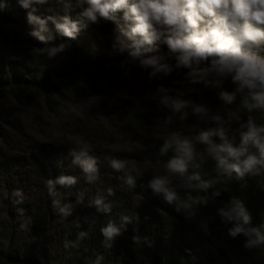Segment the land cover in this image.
I'll use <instances>...</instances> for the list:
<instances>
[{"label": "trees", "instance_id": "1", "mask_svg": "<svg viewBox=\"0 0 264 264\" xmlns=\"http://www.w3.org/2000/svg\"><path fill=\"white\" fill-rule=\"evenodd\" d=\"M79 9L66 15L77 24L73 37L63 35L56 27L65 23L60 14L56 13L41 29L42 26H31L35 18L29 22L30 14L25 19L21 15L19 25L17 16L14 20L4 8L0 9V21L6 18L19 27L28 25L27 30L0 29V40L30 49V58L25 61L17 59L8 63L0 56V90L35 86L46 89L53 81L66 79L74 67L83 74H91L93 82L110 85L113 64L129 67L139 60L130 57L127 49L121 51L116 39L120 36L126 44H132L122 34L127 30L122 11L113 14L114 20H108L114 30H110L112 40L107 42L96 40L94 31L87 30L88 18L81 15L82 7ZM15 11L18 15L19 10ZM56 12H61L60 8ZM53 49L60 50L49 56ZM160 51L166 52V46L160 45ZM69 57L74 60L66 68H45L39 64L47 58L54 63ZM136 118L138 130L153 121L149 115L136 114ZM13 123L10 125L16 129ZM245 132L247 128L235 121L205 124L182 132L176 137L186 142L187 154L171 141L161 152L165 140L144 144L141 151L95 149L91 152L63 148L42 152V162L35 164L39 195L33 199L31 191L22 190L19 195L26 193V197L20 196L19 202L8 200L4 212L7 218L0 217V264H243L244 258H247L245 264H264V244L246 246L254 236L243 233L231 236L229 229L236 222L222 219L218 212L235 199L250 216L245 227L259 228L264 224V166L257 164L258 171L250 170L238 176L219 166L216 153L209 150L223 143L239 148L241 134ZM201 133H212L211 144L199 139ZM79 134L86 136L87 132ZM246 147L245 155L228 157V162L238 163L247 155L259 157L251 143ZM82 151L86 155H81ZM87 158L95 160V164L93 169L85 171L81 162ZM175 158L184 161L183 173L167 169V163ZM113 159L133 163L136 170L116 171L110 167ZM127 176L133 178L132 185L126 183ZM60 177L73 178L74 183H55ZM157 177L167 180L177 200L169 203L162 193L149 187V181ZM200 183L208 187L202 189L198 187ZM95 199L108 204V211L97 210ZM185 203L189 206L184 207ZM109 224L120 229L111 239L102 232ZM259 251L261 258H255Z\"/></svg>", "mask_w": 264, "mask_h": 264}, {"label": "rangeland", "instance_id": "2", "mask_svg": "<svg viewBox=\"0 0 264 264\" xmlns=\"http://www.w3.org/2000/svg\"><path fill=\"white\" fill-rule=\"evenodd\" d=\"M1 1L8 16L14 20L17 16L19 25L21 15L25 19L30 14L35 18L31 26H42L41 29L56 13L63 16L65 22L66 15L87 7L81 0H44L43 3L29 0L27 8L19 0ZM57 8L61 12H56ZM15 10H19L18 15ZM10 22L13 21L2 18L0 29H28V25L24 28V25L19 27ZM88 23L86 28L94 31L96 40H112L110 30L114 29L110 21L98 16L96 22L88 19ZM23 24L26 21L23 20ZM29 54L30 49L25 45L13 46L0 40V56L8 63L17 59L28 60ZM70 60L74 59L69 57L53 63L47 58L39 64H44L45 68H66ZM111 68L110 85L97 80L93 82L91 74H83L78 67H74L66 79L55 80L46 89L35 86L0 90L1 219L7 218L4 212L8 200L19 202L20 196L26 197V193L19 195L22 190L31 191L33 199L39 195L40 181L36 165L42 162L41 154L44 151H59L63 148L89 149L91 152L95 149L141 151L144 144L164 141L205 124L235 121L241 126L251 119L255 126L264 125V111L253 109L249 112L241 106L243 93H237L232 104H224L218 98L219 91L232 92L236 88L230 74L221 78L210 73L206 79L222 81L219 87H214L202 81L190 82V78L185 75L189 69L185 68L173 67L168 75L161 72L151 77V67H142L139 60L129 67L113 64ZM106 76L104 79H107ZM161 87L166 91L161 92ZM165 96L170 101L184 102L185 106L177 111L170 104L162 103ZM197 106L203 107L205 111L194 112ZM136 114L149 115L153 121L148 127L138 130ZM212 116H219L220 120H212ZM236 116L239 120L235 119ZM81 131L87 132V135H80ZM123 165L121 172L136 170L133 163L123 162ZM261 254L262 251H259L254 256L261 258Z\"/></svg>", "mask_w": 264, "mask_h": 264}, {"label": "clouds", "instance_id": "3", "mask_svg": "<svg viewBox=\"0 0 264 264\" xmlns=\"http://www.w3.org/2000/svg\"><path fill=\"white\" fill-rule=\"evenodd\" d=\"M43 3L44 0H37ZM19 3L27 8L29 0H19ZM87 4L81 13L92 22L97 17L105 20H114V13L122 11V19L126 23V31L122 34L132 44H126L117 36L121 51L128 50L130 57L139 59V64L152 71L150 77L156 73L168 75L173 67L176 69H189L185 75L190 82H203L205 85L212 84L219 87L220 79L209 81L206 77L214 73L218 77L229 75L231 82L236 84L232 92L221 90L218 98L224 104H232L237 93H243L241 106L249 112L253 109L264 111V0H84ZM4 5L0 4V9ZM67 8V6H66ZM33 17L29 15V20ZM43 24V21H40ZM63 35L73 37L77 31V24L69 22L65 17L64 24H57ZM43 39V37H41ZM160 45H165L166 52L160 51ZM63 48V45H61ZM60 49H53L49 56L54 55ZM211 57V59H209ZM174 61L170 65L169 62ZM207 61V63H205ZM245 89L247 90L245 92ZM161 92L166 89L160 88ZM162 103L170 104L175 110L185 106L184 102L171 100L165 96ZM196 113L205 111L203 107L197 106L193 109ZM183 118V117H182ZM212 120L219 121V116H212ZM239 120V117H235ZM247 132L242 133L241 146L233 148L228 143L212 146L209 150L216 153L218 165L225 170L234 171L238 176L255 169L257 164L264 166V125L255 126L251 119L247 120ZM212 133H201L199 139L202 142L211 144L209 136ZM223 138V133H218ZM178 145V150L188 153L186 142L180 141L172 136L164 141L161 152L169 146V142ZM251 143L258 152L259 157L247 155L243 161L229 163L228 157L239 158L247 152V145ZM220 153H226L221 156ZM81 155H86L81 152ZM84 170L93 169L95 160L87 158L81 162ZM110 167L120 171L124 165L119 160H111ZM241 164L243 167H241ZM167 169L171 172L183 173L185 163L179 158L170 160ZM199 180V177H193ZM49 181V186L51 185ZM55 183L72 184L73 178H58ZM126 183H134L131 176L126 177ZM167 180L157 177L149 181V187L156 193H162L164 200L171 203L177 200L176 193L167 186ZM200 188H207L206 183H200ZM51 190V188H50ZM111 194V190H109ZM218 193H214L217 195ZM195 203V201H193ZM200 202H203L201 199ZM94 204L97 210L108 211L109 205L104 204L101 199H95ZM184 207L189 205L185 203ZM63 211V209H62ZM222 219L235 221L234 226L229 229L231 236L243 233L250 239L248 245L264 244V224L259 228H247L250 216L238 200L233 199L225 208L218 210ZM127 220V217H122ZM120 229L109 224L102 229L103 234L111 239L119 234Z\"/></svg>", "mask_w": 264, "mask_h": 264}]
</instances>
